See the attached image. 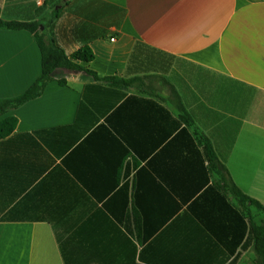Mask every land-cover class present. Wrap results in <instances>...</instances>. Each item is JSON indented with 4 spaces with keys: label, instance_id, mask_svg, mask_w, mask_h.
<instances>
[{
    "label": "crops",
    "instance_id": "obj_1",
    "mask_svg": "<svg viewBox=\"0 0 264 264\" xmlns=\"http://www.w3.org/2000/svg\"><path fill=\"white\" fill-rule=\"evenodd\" d=\"M0 19L91 49L78 64L100 79L61 70L66 85L0 117L17 120L0 138V264H255L238 214L200 221L216 214L204 166L153 152L168 126L150 101L184 109L264 205V0H0ZM42 69L32 32L0 29V100Z\"/></svg>",
    "mask_w": 264,
    "mask_h": 264
},
{
    "label": "trees",
    "instance_id": "obj_2",
    "mask_svg": "<svg viewBox=\"0 0 264 264\" xmlns=\"http://www.w3.org/2000/svg\"><path fill=\"white\" fill-rule=\"evenodd\" d=\"M58 14L59 11H55L52 14L50 22L56 19ZM42 27L46 28L47 26L41 22H8L0 19V29L27 30L32 32L41 49L43 59L42 74L27 92L14 99L0 100V117L7 114L11 109L38 98L42 95L46 87L54 81H58L61 85H66V80L59 79L58 77V73L61 70H85L100 80L96 73L78 64L80 61L90 62L93 60L94 54L91 49L83 48L68 56L54 40L45 32H41ZM117 80L122 81L117 77L105 78L101 81L112 82ZM150 102V109L154 115L162 120L165 119L166 125L168 126L164 138L152 145L153 152L159 148H164L169 151L174 150L177 153L174 159L192 167L190 175L194 171L195 164L204 166L206 174L203 180L207 182L208 188L217 194L214 219L205 218L200 219V221L214 231L211 223L228 220L226 212L230 208L242 220L243 228L240 241L242 242L244 240L246 232L248 231L255 251L254 263L264 264V205L246 195L235 184L228 169L215 153L210 140L195 127L191 117L184 109H179L178 118H175L169 110L159 103L154 101ZM16 122L17 120L12 117L0 121V138L10 135L14 131ZM201 148H203L202 151L200 150ZM212 177L215 178L214 185H209ZM200 190L199 188L193 192L190 198L196 196ZM229 198H232L235 204H232Z\"/></svg>",
    "mask_w": 264,
    "mask_h": 264
},
{
    "label": "rangeland",
    "instance_id": "obj_3",
    "mask_svg": "<svg viewBox=\"0 0 264 264\" xmlns=\"http://www.w3.org/2000/svg\"><path fill=\"white\" fill-rule=\"evenodd\" d=\"M44 25H45V24H44ZM45 29H46V28H44L43 30H41V32H45Z\"/></svg>",
    "mask_w": 264,
    "mask_h": 264
},
{
    "label": "built area",
    "instance_id": "obj_4",
    "mask_svg": "<svg viewBox=\"0 0 264 264\" xmlns=\"http://www.w3.org/2000/svg\"><path fill=\"white\" fill-rule=\"evenodd\" d=\"M111 41H113V42H114V41H115V39H111Z\"/></svg>",
    "mask_w": 264,
    "mask_h": 264
},
{
    "label": "water",
    "instance_id": "obj_5",
    "mask_svg": "<svg viewBox=\"0 0 264 264\" xmlns=\"http://www.w3.org/2000/svg\"><path fill=\"white\" fill-rule=\"evenodd\" d=\"M44 29V27H42V30Z\"/></svg>",
    "mask_w": 264,
    "mask_h": 264
}]
</instances>
